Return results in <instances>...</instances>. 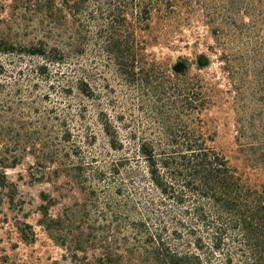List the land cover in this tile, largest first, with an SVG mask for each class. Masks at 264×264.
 <instances>
[{"label": "rangeland", "instance_id": "1", "mask_svg": "<svg viewBox=\"0 0 264 264\" xmlns=\"http://www.w3.org/2000/svg\"><path fill=\"white\" fill-rule=\"evenodd\" d=\"M36 2L0 0V162H12L4 171L7 187L14 186L12 201L0 188V264H70L39 225L43 205L52 216L76 211L75 229L107 235L114 217L100 213L94 200L120 198L103 184L92 186V175L123 156L137 157L131 134L149 137L159 119L155 99L128 84L112 62L99 63L109 70L95 65L89 52L80 60L93 100L66 79L37 73L45 64L57 73L66 65L23 52L43 40ZM136 38L163 68L188 60L208 103L201 120L209 144L243 184L264 195V0L163 2ZM5 46L17 51L5 53ZM106 117L128 150H111L101 126ZM22 224L31 226L33 241L21 239Z\"/></svg>", "mask_w": 264, "mask_h": 264}, {"label": "trees", "instance_id": "2", "mask_svg": "<svg viewBox=\"0 0 264 264\" xmlns=\"http://www.w3.org/2000/svg\"><path fill=\"white\" fill-rule=\"evenodd\" d=\"M171 1L36 2L43 40L23 52L66 65L65 72L57 73L45 64L37 73L66 79L93 100L97 94L80 60L89 52L95 65L109 70L99 63L112 62L128 84L159 104L150 136L131 134L138 141L137 157L123 156L92 175V186L103 184L106 193L120 198L116 203L110 196L94 200L100 213L114 217L108 222L113 230L107 226L103 235L75 229L80 224L76 211L52 216L49 205L41 206L39 225L70 264H264V195L243 184L209 144L201 120L208 103L190 76V63L178 59L163 68L148 59L136 38L137 30L148 28L155 8ZM3 51L17 50L5 46ZM105 119L101 126L111 150H128L114 123ZM10 165L0 162V188L8 189L12 201L14 186L7 187L4 171ZM17 229L23 241L34 240L28 224Z\"/></svg>", "mask_w": 264, "mask_h": 264}]
</instances>
